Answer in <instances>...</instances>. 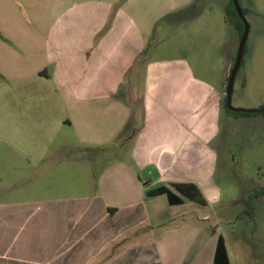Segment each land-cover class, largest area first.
I'll use <instances>...</instances> for the list:
<instances>
[{"label":"rangeland","instance_id":"1","mask_svg":"<svg viewBox=\"0 0 264 264\" xmlns=\"http://www.w3.org/2000/svg\"><path fill=\"white\" fill-rule=\"evenodd\" d=\"M229 1L168 0L163 5L174 8L157 20L149 55L182 53L198 76L216 85L222 82L226 95L241 39L236 24L246 21L249 34L231 102L237 108L260 109L264 0H239L245 21L238 14L234 23L227 18ZM223 97L219 134L211 142L217 154L212 176L217 194L208 195L206 206L189 200L172 205L164 194L139 199L138 188L121 175L111 173L103 180L108 167L131 159L129 152L114 144L104 150L83 145L76 131L56 127L57 114L47 112L40 119L44 138L27 137L25 131L38 120L23 112L24 104L29 100L32 105L34 97L30 92L22 96L21 86L15 85L11 127L0 106V264L60 260L54 253L38 257L26 250L28 245L41 247L39 232L43 225L50 230V208L61 210L62 231L72 228V239L62 235V248L73 243L89 249L80 264H154L156 254L161 264H212L220 234L235 264H264V195L255 196L264 187V113L229 115ZM0 99L5 101L4 93ZM34 153L36 159L31 158ZM140 174L149 176L146 170ZM17 207L27 212L9 211ZM75 208L77 215L70 216L68 209Z\"/></svg>","mask_w":264,"mask_h":264},{"label":"crops","instance_id":"2","mask_svg":"<svg viewBox=\"0 0 264 264\" xmlns=\"http://www.w3.org/2000/svg\"><path fill=\"white\" fill-rule=\"evenodd\" d=\"M159 1L0 0V106L11 127L12 91L20 85L22 96L34 97L23 112L38 120L27 137L44 138L40 119L57 114L56 127L76 131L83 145L104 150L114 144L129 152L131 159L108 167L103 180L121 175L138 188L139 199L161 185L180 195L173 184H193L209 205L208 195L217 194L211 142L219 134L224 84L198 76L182 53L149 55L157 20L174 8ZM145 170L147 178L140 174ZM68 211L77 215L76 208ZM48 213L51 227L41 228V247L26 250L38 257L57 254L55 264H80L89 249L73 243L62 248V235L72 239V228L62 231L60 209ZM229 257L235 264L230 251ZM154 262L161 264V257Z\"/></svg>","mask_w":264,"mask_h":264},{"label":"trees","instance_id":"3","mask_svg":"<svg viewBox=\"0 0 264 264\" xmlns=\"http://www.w3.org/2000/svg\"><path fill=\"white\" fill-rule=\"evenodd\" d=\"M242 10H243V12H245L244 9H242ZM226 11H227V18L232 23L235 22L234 18H239L238 12H237L236 7L234 6L232 0L229 1L228 5L226 7ZM169 15H167V16H169ZM167 16H165V18ZM236 26H238L239 33H240L239 37L241 38V36L244 32V29H245V25L241 21V24H239V25L236 24ZM232 67L228 73L227 81L229 79ZM226 102H227V96L224 95L223 106L226 109V111L229 113V115H232V116H238L241 114L256 115V114L264 113V107H262L260 109H255V110L232 111V110L228 109ZM173 187L176 191H178L180 193V195L176 194L172 189L168 188L165 185H161L157 188L147 190L146 195H147V197L159 196V195H163V194L167 195L169 203L172 205L182 204L184 202V200L181 196H184V197L188 198L189 200L196 201L202 205L208 204L207 201L205 200V198L203 197L202 193L193 184H190V185L173 184ZM261 195H264V187L259 188L255 193V196H261ZM250 202H251V200L249 199V203ZM214 264H232L230 257H229V251H228V248H227V245L225 242V237L222 234H220L218 237V243H217L215 256H214Z\"/></svg>","mask_w":264,"mask_h":264},{"label":"water","instance_id":"4","mask_svg":"<svg viewBox=\"0 0 264 264\" xmlns=\"http://www.w3.org/2000/svg\"><path fill=\"white\" fill-rule=\"evenodd\" d=\"M232 1H233L234 6L236 7V10H237L239 16L245 21V15H244V12L241 8L239 0H232ZM248 34H249V25L245 21V29H244V32H243L241 39H240L236 61H235V64L231 70V73H230V76L228 79V83H227V87H226V96H227L226 105H227L228 109H230L232 111H247V109L234 107L232 105L231 100H232L235 78H236L238 70L241 66V63H242Z\"/></svg>","mask_w":264,"mask_h":264}]
</instances>
